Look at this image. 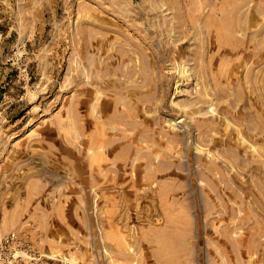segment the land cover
Listing matches in <instances>:
<instances>
[{
    "label": "rangeland",
    "instance_id": "374dc122",
    "mask_svg": "<svg viewBox=\"0 0 264 264\" xmlns=\"http://www.w3.org/2000/svg\"><path fill=\"white\" fill-rule=\"evenodd\" d=\"M0 264H264V0H0Z\"/></svg>",
    "mask_w": 264,
    "mask_h": 264
},
{
    "label": "bare ground",
    "instance_id": "6f19581e",
    "mask_svg": "<svg viewBox=\"0 0 264 264\" xmlns=\"http://www.w3.org/2000/svg\"><path fill=\"white\" fill-rule=\"evenodd\" d=\"M209 47V46H208ZM190 77V76H189ZM202 96V95H201ZM191 134V133H190Z\"/></svg>",
    "mask_w": 264,
    "mask_h": 264
}]
</instances>
